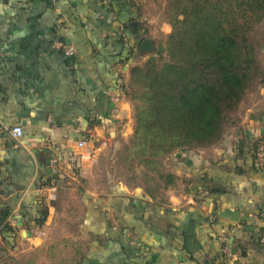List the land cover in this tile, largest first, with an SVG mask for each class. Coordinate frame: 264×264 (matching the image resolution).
<instances>
[{
  "label": "crops",
  "instance_id": "obj_1",
  "mask_svg": "<svg viewBox=\"0 0 264 264\" xmlns=\"http://www.w3.org/2000/svg\"><path fill=\"white\" fill-rule=\"evenodd\" d=\"M139 1L0 0V264H53L56 247L73 239L61 222L78 192L76 232L88 250L77 264H229L221 237L230 264H264V222L255 224L264 212V167L252 154L264 151V73L207 158L177 164L186 185L169 204L123 191L105 205L82 192L90 168L79 164L75 143L109 148L128 116L122 85L140 44ZM14 127L18 141L7 133ZM205 187L211 194L203 200Z\"/></svg>",
  "mask_w": 264,
  "mask_h": 264
},
{
  "label": "trees",
  "instance_id": "obj_2",
  "mask_svg": "<svg viewBox=\"0 0 264 264\" xmlns=\"http://www.w3.org/2000/svg\"><path fill=\"white\" fill-rule=\"evenodd\" d=\"M223 7L228 10L224 16H233L228 29L220 19ZM236 10L241 19L245 13L263 18L264 0L194 3L183 12L187 18L179 22L181 31L173 26L167 50L170 62L159 66L158 51L142 68L131 69V81L143 90L138 96L141 106L137 107L134 139L141 142L143 153H149L145 163L152 162L155 156L212 145L221 139L225 112L237 107L257 73L253 46L243 26L235 23ZM135 56H140L137 47ZM160 178L167 186L174 176L164 174ZM203 191L207 196L202 199L206 200L211 192L206 187ZM110 193L114 197L124 195L123 190ZM195 195L200 196L199 191ZM144 197L140 195V199ZM86 204L94 211L91 201Z\"/></svg>",
  "mask_w": 264,
  "mask_h": 264
},
{
  "label": "rangeland",
  "instance_id": "obj_3",
  "mask_svg": "<svg viewBox=\"0 0 264 264\" xmlns=\"http://www.w3.org/2000/svg\"><path fill=\"white\" fill-rule=\"evenodd\" d=\"M200 1L203 0L139 1L143 19L141 24H139L141 27L139 26L138 39L151 38L154 43V50L149 54H139L140 56L135 57L134 63L130 66L128 74L129 79L122 85V98L127 103L126 108L128 116L121 122L113 137H110L109 145L111 144V146L98 155L96 161L92 165L79 163L83 165V168L85 166L86 168H90L87 179L82 181L81 187L82 192L86 190L88 192L87 196L95 199V202H102L106 205L108 204L107 199L110 197L111 191L123 190L129 195H142L147 198L148 196H152L150 200L153 204H167L171 196L183 194L186 185L184 184L186 183L184 180L186 174H181L179 177L177 176V164H181L187 160H197L199 157L207 158L208 149H210L213 144L203 147L195 146L181 148L180 150H174L166 155L155 156L152 159L153 163H145V161L149 159V153H143L141 142L134 139L137 107L141 106L138 96L141 95L143 90L140 86L135 85L130 77V71L133 67L142 68L158 51H161V55L156 58L159 66L170 62L167 50L169 37L173 32V26L176 25V28H178L176 30L177 32L181 31V24L179 22L187 18L183 12L188 9L190 10L194 3L197 4ZM207 1L214 4L217 0ZM238 10H236L237 13L234 15L237 19L235 23L239 26H243V32L246 35L248 43L253 46L257 66V73L253 77L250 86L246 89V92L255 91L258 87V80L264 73V17L258 19V17L253 14L245 13L246 17L241 19L239 18L240 13ZM208 11H210V8ZM221 12L222 15L220 19L224 22V27L228 29V24L230 25L233 16H224L226 12L228 14L226 7L221 8ZM238 111L237 105L235 109L225 112L223 134L226 133L227 130L232 129L231 122L236 119ZM123 122L126 124L125 128H122ZM262 152L264 153V151ZM252 154L253 156L256 155L254 152H252ZM164 174H171L174 176L171 185L166 186L164 179L160 178V175ZM81 187H79L78 190ZM80 196V192H78L76 195L77 200H69L74 207H72L69 215L61 222L65 227L64 230L74 235L73 239L69 244L64 243L67 246L60 244L56 247L53 264H77L79 254H83L88 250L87 239L83 237L80 238L76 232L80 225L83 224V216L79 211ZM202 196H205V193H203ZM110 212L111 210H109L107 217L111 220L112 217ZM60 236H65V232L60 233Z\"/></svg>",
  "mask_w": 264,
  "mask_h": 264
},
{
  "label": "built area",
  "instance_id": "obj_4",
  "mask_svg": "<svg viewBox=\"0 0 264 264\" xmlns=\"http://www.w3.org/2000/svg\"><path fill=\"white\" fill-rule=\"evenodd\" d=\"M53 47L61 51L62 54L70 58L74 56L75 50L71 46H65L60 42H55L53 44ZM7 133L9 137L12 140L18 141V139L21 137L22 131L21 128L19 127H14L11 128L10 130H7ZM106 142H102L100 146L97 148L95 144L92 142L90 139H80L75 143V148H76V154L75 156L78 159V162L80 164L86 163V164H93L96 161V158L102 149H106ZM255 161L258 165L261 167H264V153L262 151L256 152L255 155ZM215 218L214 217H209V221L212 223L214 222ZM257 222H264V212L259 214V216L255 219V224L257 225ZM262 243H264V238H261ZM218 246L221 254L223 257L226 259L225 261L230 264L232 260V255L230 253V250L228 248V240L226 237H221L218 239Z\"/></svg>",
  "mask_w": 264,
  "mask_h": 264
},
{
  "label": "water",
  "instance_id": "obj_5",
  "mask_svg": "<svg viewBox=\"0 0 264 264\" xmlns=\"http://www.w3.org/2000/svg\"><path fill=\"white\" fill-rule=\"evenodd\" d=\"M134 31L136 30V24L132 23L130 26ZM154 50V43L151 39H143L141 40L139 47H138V52L139 54L145 55L152 53Z\"/></svg>",
  "mask_w": 264,
  "mask_h": 264
}]
</instances>
